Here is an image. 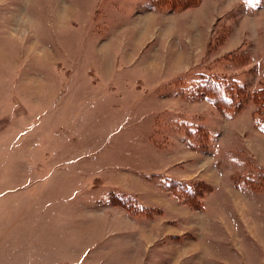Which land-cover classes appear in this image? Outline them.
<instances>
[{
    "label": "rangeland",
    "instance_id": "rangeland-1",
    "mask_svg": "<svg viewBox=\"0 0 264 264\" xmlns=\"http://www.w3.org/2000/svg\"><path fill=\"white\" fill-rule=\"evenodd\" d=\"M145 1L0 0V264H264V0Z\"/></svg>",
    "mask_w": 264,
    "mask_h": 264
},
{
    "label": "trees",
    "instance_id": "trees-1",
    "mask_svg": "<svg viewBox=\"0 0 264 264\" xmlns=\"http://www.w3.org/2000/svg\"><path fill=\"white\" fill-rule=\"evenodd\" d=\"M202 2V0H146L144 5L148 7V9H156L163 8L167 11H182L191 6H197ZM248 85L242 81L241 79L233 77H226L215 74H203L201 78L196 79L194 85L191 86V94L196 97V99L205 98L212 103L216 104L218 107L229 112L227 106L232 105L233 103L238 102L240 106L242 105V97L243 101L245 99V94H247ZM254 96L260 99L264 103V85L257 89L254 92ZM263 127H264V119H263ZM203 128V133L201 135L204 136V132L206 130V126L200 125ZM200 127H194L191 129L192 133H197V131H201ZM199 134V137L201 138ZM170 182L168 185L170 187L176 186L179 190L186 189V184L184 182ZM199 183L195 184L198 185ZM192 188H187L190 191ZM194 196L198 195V191H191ZM117 201L120 202L124 206H132L133 203L137 205V207L141 208L140 204H136L138 202L131 195H117Z\"/></svg>",
    "mask_w": 264,
    "mask_h": 264
},
{
    "label": "crops",
    "instance_id": "crops-1",
    "mask_svg": "<svg viewBox=\"0 0 264 264\" xmlns=\"http://www.w3.org/2000/svg\"><path fill=\"white\" fill-rule=\"evenodd\" d=\"M202 2H203V0H202ZM187 9H189V8H187ZM183 11V10H182Z\"/></svg>",
    "mask_w": 264,
    "mask_h": 264
}]
</instances>
